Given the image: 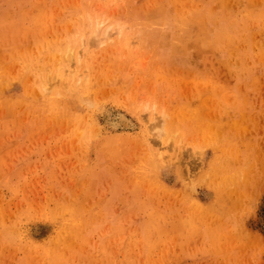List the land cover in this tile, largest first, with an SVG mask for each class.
<instances>
[{
  "label": "rangeland",
  "instance_id": "obj_1",
  "mask_svg": "<svg viewBox=\"0 0 264 264\" xmlns=\"http://www.w3.org/2000/svg\"><path fill=\"white\" fill-rule=\"evenodd\" d=\"M0 264H264V0H0Z\"/></svg>",
  "mask_w": 264,
  "mask_h": 264
},
{
  "label": "bare ground",
  "instance_id": "obj_2",
  "mask_svg": "<svg viewBox=\"0 0 264 264\" xmlns=\"http://www.w3.org/2000/svg\"><path fill=\"white\" fill-rule=\"evenodd\" d=\"M90 42H91V41H90ZM123 120H124V118H123V119L121 118V119H120V122H122V124H125ZM126 123H127V122H126ZM124 126H125V125H124ZM127 126H128V125H127Z\"/></svg>",
  "mask_w": 264,
  "mask_h": 264
}]
</instances>
